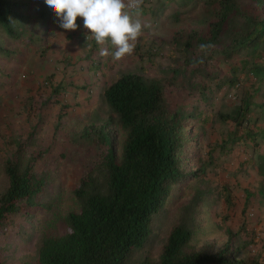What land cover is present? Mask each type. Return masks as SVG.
<instances>
[{
    "label": "rangeland",
    "instance_id": "obj_1",
    "mask_svg": "<svg viewBox=\"0 0 264 264\" xmlns=\"http://www.w3.org/2000/svg\"><path fill=\"white\" fill-rule=\"evenodd\" d=\"M155 3L151 0L145 8H155ZM238 3L247 5L246 0ZM174 11L175 7L162 11V19L158 12L150 17L148 20L156 25L152 23L153 28L144 30L147 35L139 38L134 53L121 61L99 56L100 46L95 42L84 40L86 45L82 47L58 27L59 21L47 30L38 28L40 23L35 21L28 31H35L38 38L27 43L15 41L0 30V194L7 187L3 168L8 159L16 160L22 168L29 167L30 173L43 182L41 193L34 199L43 206H29L25 218L15 217L0 230L1 264H31L41 238L68 232L67 215L80 209L74 196L77 182L104 150L96 143L99 139L92 127L101 128L106 137L110 136L119 156L124 134L117 115L103 99L106 87L124 73L148 79L165 78L172 76L168 72L170 67L177 70L183 66L180 60L173 62L174 56H183L182 51L174 52L169 42L174 34L183 42L185 36L205 32L209 13L202 3L195 10H186L178 20L176 15L172 16ZM244 20L245 17H239L236 22L241 32L246 31ZM150 42L159 50H150ZM261 45V58L256 62L264 65V44ZM193 50L199 53L197 48ZM249 50L250 47L244 54ZM152 53L149 61L147 54ZM245 56L251 64L253 55ZM240 57L244 56L236 54L233 63ZM178 77L182 81L169 85L166 94L171 108L174 103L191 105L194 100L187 97L191 90L187 82L199 81L198 73L194 77L188 72L183 78ZM47 80L62 88L63 92L56 95L62 100L58 105L45 103L50 93ZM241 91L236 87L222 89L213 97V103L200 107L205 113L201 124L187 122L186 137L195 139L200 148L194 149V144L184 155L186 182L154 219L145 249L136 252L128 264H137L143 253L157 254L170 228L183 217L192 227L194 247H220L228 239L227 229L235 235L241 230V241L251 244L250 253L262 251L264 257V179L263 172L255 167L264 160L253 155L251 145L244 141L220 150L221 141L227 139V132L232 129L213 115L221 106H235ZM86 130L89 135L83 137ZM251 234L256 235L254 242Z\"/></svg>",
    "mask_w": 264,
    "mask_h": 264
},
{
    "label": "trees",
    "instance_id": "obj_2",
    "mask_svg": "<svg viewBox=\"0 0 264 264\" xmlns=\"http://www.w3.org/2000/svg\"><path fill=\"white\" fill-rule=\"evenodd\" d=\"M246 1L247 5L238 0H163L152 8L153 15H158L172 4V16L178 20L186 10H195L202 3L208 9V26L203 33L183 37V42L178 41L176 34L172 36V50L183 53L174 56L173 62L180 60L184 64L177 70L170 67L171 77L148 79L124 73L103 91V99L117 115L124 134L119 156L110 136L106 137L103 129L92 127L99 139L96 143L104 150L77 182L74 196L80 209L67 215L66 234L41 238L31 264H128L136 252L143 251L152 235L154 219L186 182L184 155L194 144V149L200 148L195 139H187V122L201 124L205 113L200 107L213 103V97L222 89L236 87L242 91L235 106H221L213 111L232 129L219 149L240 141L250 144L251 151L264 145V65L256 62L261 58L259 40L264 38V19L259 20L264 17V0ZM239 17H245V32L236 23ZM35 21L40 23L38 28L47 30L59 20L43 0H0V30L9 38L26 43L38 38L35 31H28ZM203 43H212L215 48L207 55L196 53L193 47L199 50ZM148 46L159 50L151 42ZM236 54L244 57L233 63ZM147 55L151 61L154 53ZM245 55H253L251 64ZM200 59L204 62L193 67V61ZM187 72L190 77L198 73V82H187L191 88L187 97L194 102L174 103L171 108L166 97L168 86L182 81L178 76L183 78ZM47 84L50 93L45 103L58 105L62 100L56 95L62 88L49 80ZM88 135L86 130L82 136ZM258 165L255 167L263 172L264 179L263 162ZM3 171L7 187L0 194V230L15 217L25 218L29 206H43L34 201L43 182L30 173L29 167L22 168L16 160L8 159ZM186 219L179 218L173 224L157 254L143 253L137 264H264L262 251L252 254L251 244L241 241V230L235 235L227 229L228 239L220 247H194L192 227ZM254 236L251 234L253 242Z\"/></svg>",
    "mask_w": 264,
    "mask_h": 264
},
{
    "label": "clouds",
    "instance_id": "obj_3",
    "mask_svg": "<svg viewBox=\"0 0 264 264\" xmlns=\"http://www.w3.org/2000/svg\"><path fill=\"white\" fill-rule=\"evenodd\" d=\"M148 0H43L59 20L64 31L77 29V18H82L83 28L89 33L86 40L100 46L99 56L121 61L131 56L138 39L152 23L143 16V4ZM161 14L162 19L165 14ZM264 44V38L259 40ZM262 46V45H261ZM264 47V46H263ZM215 48L212 43L199 45V51L207 55ZM203 59L193 61L192 66L202 64Z\"/></svg>",
    "mask_w": 264,
    "mask_h": 264
},
{
    "label": "crops",
    "instance_id": "obj_4",
    "mask_svg": "<svg viewBox=\"0 0 264 264\" xmlns=\"http://www.w3.org/2000/svg\"><path fill=\"white\" fill-rule=\"evenodd\" d=\"M150 1L151 0L146 1L147 3L146 4H143V6H142V8H143V16L145 18H147L149 16V18H147V19H150V17L154 16L153 13H155L154 11H152V7H150V8L149 7L148 8L146 7L145 8V6H148L147 4H149ZM158 1H161L162 2L163 0H156L155 7L158 5ZM170 5H172V4H170ZM169 6L167 8H170L171 9V7H169ZM76 23H77L76 32L75 31H67V33L68 34H71V37L74 38V39H76L77 43L78 44L80 43L79 45H81L82 47H84L86 44L83 41L86 40V36L89 33L86 35L87 30H85L83 28V20H82V18H77ZM151 23H153V21H151ZM58 25H59V22H58ZM153 25H156V23H153ZM143 35L145 36V35H147V33L144 32ZM88 41L94 42V41H91V40H88ZM96 46H98V45H96ZM84 50H86V48ZM105 58H107V60H109V61H112L113 60L110 56L109 57H105ZM251 152H252L253 155H255L256 157H258V159H263L264 160V145L259 150H257V151H251ZM263 165H264V162H263Z\"/></svg>",
    "mask_w": 264,
    "mask_h": 264
}]
</instances>
